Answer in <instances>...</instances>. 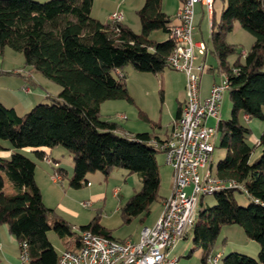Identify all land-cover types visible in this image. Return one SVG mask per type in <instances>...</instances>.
<instances>
[{
	"label": "trees",
	"instance_id": "obj_1",
	"mask_svg": "<svg viewBox=\"0 0 264 264\" xmlns=\"http://www.w3.org/2000/svg\"><path fill=\"white\" fill-rule=\"evenodd\" d=\"M161 2L144 0L136 11L141 30L135 33L122 22L103 23L91 17L93 0H0V51L8 47L21 53L31 73L59 87L56 96H48L23 115L0 101V151L4 150L2 141L8 142L6 150L10 151L7 158L0 156V225L7 227L19 246L27 245L24 264H58L47 232L52 230L62 238L72 235L73 228L44 205L35 181L36 164L23 149L43 160L45 149L64 148L72 158L69 186L74 189L86 182L89 173L107 176L122 169L128 176L135 174L141 189L121 208L125 224L147 217L157 201L159 151L152 142L161 140L147 132L124 133L115 122L101 118L100 106L111 100L132 102L124 83L125 67L152 74L167 67L174 45L170 38L173 22ZM221 2L219 21L214 20V10L211 15V44L227 78L231 102L230 117L217 124L224 156L214 178L222 187L211 194L212 206L197 211L191 228L195 248L188 256L202 249L201 262L207 264L222 228L238 225L259 245L257 259L232 252L221 264H264V132L251 147V129L240 122L241 115L264 120V0ZM236 22L253 37L243 60L242 50L226 41ZM155 31L167 39H151ZM231 55L238 56L232 64ZM179 111L180 107L176 117ZM254 148L260 153L251 160ZM55 172L66 175L63 168ZM236 192L247 196L246 206L238 204ZM80 231L116 240L96 219Z\"/></svg>",
	"mask_w": 264,
	"mask_h": 264
},
{
	"label": "rangeland",
	"instance_id": "obj_2",
	"mask_svg": "<svg viewBox=\"0 0 264 264\" xmlns=\"http://www.w3.org/2000/svg\"><path fill=\"white\" fill-rule=\"evenodd\" d=\"M43 3L46 0H34ZM144 0H93L91 8V17L101 22L109 21V17L114 13L123 15L122 21L132 31L140 33V23L136 15V11L142 6ZM162 7L167 14H172L180 8V0H162ZM222 8L221 0H215L213 5L214 20L219 21ZM194 24H199L201 34L199 40L204 41L208 49L205 59V66L214 69L205 71L201 77V94L202 97L209 94L213 78L219 81V64L216 54L211 44V18L204 10L201 12V6L195 7ZM235 28L226 35V41L235 45L242 51H248L253 43V37L244 31L239 23L236 22ZM202 36V38H201ZM166 37L160 31L151 34V39L162 42ZM238 58L237 55H231L228 61L232 64ZM243 60V57H241ZM195 63H202V57L196 56ZM28 71L35 74V82L39 84L49 83L54 88H46V92L50 96H56L54 92L59 89L58 86L48 81L39 74L31 73L25 66L23 55L6 47L0 51V83L3 85L0 92H7L8 97L16 99L15 111L18 115L28 112L25 105L12 94V92H21L22 73ZM18 73V77L13 73ZM125 76L124 83L132 99V102L126 100L105 101L100 106V116L103 120L115 122L124 133H149L151 135L158 134L164 136L170 130L172 119L175 115L178 103L184 99L185 75L181 72L165 67L157 74L141 73L134 70L131 66L125 67L123 70ZM20 75V76H19ZM14 76V78H12ZM38 81V82H37ZM13 84H12V83ZM8 84V85H5ZM45 88V87H44ZM7 90V91H6ZM29 91V89H28ZM27 91V92H28ZM6 93V94H7ZM11 93V94H10ZM48 97V96H47ZM231 102L229 93L226 91L223 96L220 120L224 121L230 117ZM3 143H8L2 141ZM255 139L250 135L248 144L254 147ZM214 151L210 161L211 176L215 175L216 165L224 156V151L219 148V135L214 139ZM53 157L60 160L66 173L61 181L53 182V171L49 166H45L40 160L36 159L31 150L23 149L22 153L28 158L34 160L36 167V180L40 189L44 205L52 209L54 214L72 226V235L59 237L52 230L47 232V239L53 246L57 255L64 250L74 249L75 241L81 234L80 227L88 224L93 219L107 228L116 240H132L136 242L139 233L145 226H152L158 219L162 211V202L170 196L172 188V172L170 166L166 163L163 153L158 152L156 162L159 171L160 186L158 190V199L149 209V215L145 218L137 217L129 224H125L121 214V208L129 200V198L141 189V183L135 174L127 175L122 169H114L107 176L100 172L89 173L85 177V181L79 189L69 186V178L72 173L73 163L68 152L62 147H56ZM62 151L64 156H60ZM260 153L259 148H254L252 158H256ZM209 163L204 169L199 170V177L202 180ZM87 183L89 185H87ZM9 188H6L8 190ZM117 192L116 194L114 192ZM234 197L239 205L246 206L248 198L245 194L236 192ZM84 204L89 206L84 207ZM213 205V196L207 195L202 198V204L199 209ZM195 246L192 242L191 229L187 237L181 240L171 252V256L178 258V264H203L201 262L203 250L198 249L188 256L189 252ZM259 245L249 240L241 227L238 225H230L222 228L218 239L212 247V256L220 254L218 264L221 259L232 252H236L254 259H257ZM207 264H209L207 262Z\"/></svg>",
	"mask_w": 264,
	"mask_h": 264
},
{
	"label": "built area",
	"instance_id": "obj_3",
	"mask_svg": "<svg viewBox=\"0 0 264 264\" xmlns=\"http://www.w3.org/2000/svg\"><path fill=\"white\" fill-rule=\"evenodd\" d=\"M197 5L211 17L214 0H181L176 23L170 27L174 45L167 58V67L185 75V101L172 121L167 137L160 142H152L164 154L173 181L170 196L162 202L160 216L153 226L142 228L136 242L110 240L89 231L81 232L77 249L64 250L58 255V264H178V258L171 256V252L194 225L200 200L222 187V183L211 176L210 161L228 84L219 69V81L211 85L205 99H200L201 76L208 68L205 62L195 63L196 56L205 57L207 54L205 43L193 41ZM122 19L119 13L109 17L111 22ZM245 55L246 52L242 51L241 56ZM208 120L214 121V125H209ZM45 161L51 164L49 158ZM207 163L208 169L201 180L199 170L204 169ZM61 177L55 173L52 181L59 182ZM220 257V254L209 256L207 262L218 264ZM27 261V245L22 243L19 262L24 264Z\"/></svg>",
	"mask_w": 264,
	"mask_h": 264
},
{
	"label": "crops",
	"instance_id": "obj_4",
	"mask_svg": "<svg viewBox=\"0 0 264 264\" xmlns=\"http://www.w3.org/2000/svg\"><path fill=\"white\" fill-rule=\"evenodd\" d=\"M180 5H181V0H180ZM161 8H162L163 12L165 14H167V12H165L163 7H162V2H161ZM204 10L205 9L201 6L202 14L204 13ZM177 11L178 10L174 11L172 14H167L168 16L171 17V20H172L173 23H176V13H177ZM194 13H195V10H194ZM122 17H123V15H122ZM123 21H124V19H123ZM235 24L233 26V29L236 26ZM194 26H195V28L193 30V41L196 42V43L197 42H203L204 43L203 40L202 41L199 40V34H201L199 24H197V25L194 24ZM135 33H137V32H135ZM201 38H202V36H201ZM166 39H167V36L164 38V40H166ZM207 53H208V49H207ZM206 56H207V54H206ZM206 56L202 57V62H205ZM28 74H29L28 71L27 72L23 71L22 76H21L22 77V84H21L20 88H21V92L22 93L12 92V94L16 95V97L25 105V109H27L26 111L31 109L35 104L47 100V96H50V95H49V93L46 92V90H45L46 88H48V87L54 88L51 85H49V83H46V82L44 84L36 83L35 82L36 75L35 74H30V76H28ZM13 75L18 77V73L17 72L16 73L14 72ZM14 76L12 78H14ZM215 82H217V81H216V79L213 78L212 84L215 83ZM5 85H8V84H5ZM2 86L3 85L0 83V91L3 89ZM184 88H185V83L183 84V90H184ZM28 89H29V91H28ZM54 90H58L57 92H54V93H57V94L59 93V89H54ZM6 93L7 92H5V93L4 92L3 93L0 92V101L5 106L11 107V108H13L15 110V106H16V102L15 101H16V99L12 98V95H11V97H8L9 95H8V93L7 94ZM57 94H55V95H57ZM207 96H208V94H207ZM207 96L202 97V94H201V80H200V99L203 100ZM184 101H185V94H184V99L181 102L178 103L177 108L181 107V105L184 103ZM176 111H177V109H176ZM175 118H176V112H175V115H174L172 121ZM240 122L243 125H245V126H247V127H249L251 129V136L254 137V139L256 141L255 143H257L260 134L262 132H264V120L249 119L246 116L241 115ZM207 123L209 125H214V121H212V120H208ZM170 128H171V126H170ZM169 132H170V130L167 131L163 137L159 136L158 134H154L152 136L153 137H158L160 140H163V139H165L167 137ZM130 134H132V133H130ZM1 145L4 147L3 148L4 150L0 151V156L4 157V158H7L9 156V154H10V151L6 150L8 145L6 143H2ZM54 149H52V150H46L45 149V151L47 153L45 155V158H49L51 160V164H48L45 161V159L40 160V161L45 166L48 165L49 168H50V171H53V173L55 174L56 173L55 169L63 167V164H62V162L60 160H57V159H55L53 157V153H54L53 150ZM56 152L60 153V156H64V154H62V151H56ZM35 164H36V162H35ZM36 167H37V164H36ZM66 175H69V172L66 173ZM35 181H36V184L38 186V182L36 180V168H35ZM154 223H153V225H154ZM145 227H151V226H145ZM76 249H77V246H75L74 249H70V250H76ZM0 263L1 264H20V262H19V245L16 242V240L13 238V236L10 235V233L8 232V229H7V227L5 225H0Z\"/></svg>",
	"mask_w": 264,
	"mask_h": 264
}]
</instances>
